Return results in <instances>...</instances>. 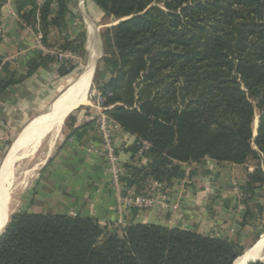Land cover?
Listing matches in <instances>:
<instances>
[{
    "label": "trees",
    "instance_id": "obj_1",
    "mask_svg": "<svg viewBox=\"0 0 264 264\" xmlns=\"http://www.w3.org/2000/svg\"><path fill=\"white\" fill-rule=\"evenodd\" d=\"M90 1L115 20L123 18L101 31V60L109 75L98 79L103 105L135 135L132 159L136 140L150 145L145 163L124 165V182L138 188L150 180L170 185L183 175L178 163L207 157L242 165L253 159L240 189L242 224L255 221L264 213L257 200L264 187V0ZM30 2L16 0L27 20L35 19L34 6L25 10ZM73 2L56 0L52 8L47 0L39 22L45 43L52 27L64 30L59 47L82 55L84 33L65 34ZM54 61L55 55L39 53L26 61V74L16 76L0 58V92ZM73 63L60 61L58 74H68ZM67 121L71 133L84 126L74 127L73 115ZM242 248L179 227L108 226L78 214L19 211L0 233V264H232Z\"/></svg>",
    "mask_w": 264,
    "mask_h": 264
},
{
    "label": "crops",
    "instance_id": "obj_2",
    "mask_svg": "<svg viewBox=\"0 0 264 264\" xmlns=\"http://www.w3.org/2000/svg\"><path fill=\"white\" fill-rule=\"evenodd\" d=\"M32 1L33 5L31 2L26 4L25 10H32L34 0ZM73 1L70 3L72 13L65 16L64 22L67 27L73 26L74 34L77 31L75 28H78L79 24L81 25L79 15L82 16L83 22L86 24L87 20L92 22L90 16L93 13L97 15L103 11L90 3V0H82L81 3L77 0ZM86 1L90 3L88 6L93 12L89 17L87 16ZM0 3V58L2 63L7 62L9 69L15 70L16 76H20L26 74L28 58L39 53L53 54L58 60L46 67L38 68L31 75L7 87L2 92L0 97L1 151L3 141L7 138V134L12 131L11 126L16 125L20 118L26 117L33 108H37L39 104L49 100V96L53 94L57 83L56 78L63 77L57 72L60 61L68 59V56L57 55L58 52L54 53L55 51L51 50L52 47H44L45 50H40L37 45V32H35L37 31L36 10H34L35 19L32 16L27 20L18 13L16 0H1ZM76 10L82 12L79 14L76 13ZM93 20L96 21V18ZM115 22L114 18L112 24ZM59 31V29L52 27L48 42L51 39L56 41L61 34L63 35L64 30ZM98 60L97 58L95 68ZM93 76H91L92 79ZM91 78L89 85L92 81ZM86 107L88 109L73 114L76 119L74 127L84 125L79 128L77 133H71L70 128L67 127L60 136H56L57 133L53 135V138L57 137L54 138L57 149L40 169L42 179L39 182L44 181V176L46 177L44 182L49 186V188L46 187L47 192L44 193L49 198L47 203H42L43 200L35 202L36 207L39 205L47 206L41 213L78 214L96 218L100 224L108 226L111 224L122 226L129 222H140L179 227L199 234L233 241L242 247L245 246L242 243L253 238L254 241H250L251 243L245 246L246 249L242 253L253 247L255 241L261 238L262 233L258 231L260 228L256 220L261 217L264 218V213L255 221H245L246 223L242 224L245 207L241 202L240 185L246 180V170L253 169V165L248 164L249 160L240 165L218 162L205 157L197 162L181 164L183 175L177 180L174 179L176 181H172L168 185L165 193L162 191L158 193V198H155L153 206L142 210L132 208L126 210L121 204L119 207L110 168L101 154L102 138L98 128L94 127L92 123V118L98 115L97 110L90 106ZM69 114L65 116L64 120ZM62 119L57 117L54 124L60 123L61 125ZM112 128L111 136L118 148L119 163L123 168L126 163H136L131 158V151L129 150L134 143L135 135L123 130L116 122L112 123ZM46 132L49 130L46 129L44 133ZM38 138L34 140L26 154L33 149ZM182 179H186L188 182L181 185ZM162 183L165 182H159V184ZM263 188L258 190L257 200L264 207ZM39 193L43 195L42 192ZM239 193H241L240 197ZM40 198L41 196L38 195V199ZM54 199L56 203L52 202ZM160 200H164L166 206H160ZM174 203L177 204V207L172 209L169 205ZM263 243L264 241L259 240L254 251ZM262 255L263 257L256 261H264V254Z\"/></svg>",
    "mask_w": 264,
    "mask_h": 264
},
{
    "label": "rangeland",
    "instance_id": "obj_3",
    "mask_svg": "<svg viewBox=\"0 0 264 264\" xmlns=\"http://www.w3.org/2000/svg\"><path fill=\"white\" fill-rule=\"evenodd\" d=\"M89 4L90 3H87V1H86V9L88 12V14H87L88 17H89V15H91L93 13V12H91V9L88 6ZM81 12L76 10V13L80 14ZM92 15L90 16L92 18V22L90 20L89 21L95 27H97V31H98L97 35L99 38L100 54L101 53L102 54H101V56L99 55L100 58L98 56L99 60L97 61V64H96L95 73H94L93 79L91 78L92 81H91L89 89H88V103L81 105L78 108H76L73 112H71L72 113L71 115L78 113L79 111L86 110V108H87L86 106H90L94 110H97V114H100L101 112H103L102 108H97L96 107L97 104H95V102H94V96L97 94V92L100 91V89L98 87V82H99L98 79L100 78L99 75L101 72H104V69H103L104 65H103L101 58L105 54V50H104L105 47L103 44V40L101 38V31H103L104 28H106L110 25H113L112 22L114 21V19L112 18V16H109L105 13H100L97 15H95L93 13ZM78 18H80V20H81V21H79V22H81V25L79 24L78 28H75L77 31L73 34V26L70 25L71 27H67V29H65V34H66V32H68L70 34V36H74L78 32H83L84 33L83 50H86V45L89 41L88 22H86V24H84L82 16H80V15ZM93 18H96V21L93 20ZM41 28L42 27H41L40 22H39V31L41 34V38H39V40H37V45L39 46L40 50L41 49L45 50V49H43L44 47H46V48L52 47L51 50H54L55 51L54 53L58 52L57 55L68 56V59H71L74 62L73 65L75 67L73 68L72 71H70L68 74L64 75L63 77L56 78L57 83L55 84L53 94L51 96H49V100L42 102V104H39L37 106V108H33L26 117L20 118L16 125L13 124L14 126H11V128H12L11 133H8L7 138L3 141V145H2V148L0 151V161H1L2 157L6 154L10 144L12 143V141L17 137L18 133L23 129L25 124H27L33 117H35L41 113L46 112L48 110L51 102L70 84V82L72 80H74L78 76V74L81 72V70L83 69V67L86 65V63L88 61L87 51H85V53L81 55V53H79V52L78 53H72V52L68 51V50H70V48L67 49L64 46L59 47L58 44H60V45L63 44V43H60L61 42L60 40L63 37L62 34L60 36L61 38L60 37L57 38L56 41H54V39H51L48 43H45V40L43 38V30ZM35 32H37V31H35ZM37 33H39V32H37ZM37 33H36V35H37ZM87 35H88V38H87ZM54 36H56V35H54ZM51 42H53V43H51ZM75 46H77V45H74L73 47H75ZM77 49L78 48L76 47L74 50H77ZM109 51H111V50H109ZM105 74H107V73H105ZM0 75H1V73H0ZM2 92L3 91L0 92V97H1ZM258 117H259V111L256 110L255 115H254V121H253V133L254 134H255L256 129H257ZM66 119H67V117H66ZM66 119L64 120V123H62V121H61V125L59 127V130H58L56 136H60L63 133V131L69 126V121L66 122ZM94 120L95 119L92 118V123L94 122ZM51 135H52V133L46 132L44 134H41L40 137L38 136L39 138L37 137L38 140L36 141L37 143L35 144L33 149L31 151H29L28 154L25 153V154L21 155V157L18 159L19 162L16 163L15 170L10 171V169H9L8 178L11 180H14V184H13L12 193L8 194L9 198L7 199V203H8L7 206L9 205V203H10V206L8 207L7 214H5L3 221L1 222V223H4L1 232L3 231V229L5 228V226L7 225L11 216L14 213H17L19 211H29V212L41 213L42 210L47 208V206H42V205L41 206L39 205L36 207L37 204H35V202L38 200H43L42 203H45V202L47 203V200L49 199L44 194L47 192V188H49V186H47L44 182L46 180V177L43 176V178H44L43 182H41V181L39 182V180L42 179V177L40 175V171H41L40 169L43 167V164L46 163V161L49 159V157L55 153V150L57 149V147H56L57 145L54 144V141L56 140V139L54 140V138H57V137L53 138V135L52 136ZM117 149L118 148H116V150ZM117 152H118V150H117ZM142 159L143 158L133 159V161L134 160L136 161L135 164H141L138 161H142ZM144 160H146L145 155H144ZM248 164L253 165V168H254L256 162L253 161V159H250ZM44 171H45V169H44ZM121 174L122 175H120L119 179L117 180V182L119 184H122L124 182V179L122 177L125 175V169L122 170ZM45 175H46V172H45ZM175 179L177 180V178H175ZM176 180H173V181H176ZM18 182H19V184H18ZM147 183L149 184L150 187H147V184L143 188H138L134 185L135 192L137 194H140L143 197L150 195L151 197L158 198V193L161 191L165 193L166 192L165 190L168 188V185L166 183L154 185L155 184L154 180H153V183L150 181H148ZM115 190H116V187H115ZM39 192H42L43 195H41V193H39ZM38 195L41 196L40 199H38ZM36 196H37V198H35ZM260 196H262V195H260ZM262 197L264 198V196H262ZM263 198H262V200H264ZM50 199H52V198H50ZM52 202L56 203L55 199L52 200ZM131 208L136 209V210L139 209L137 207H131ZM148 208H144V209H148ZM127 209H130V207L126 208V210ZM50 210H52V209H50ZM139 210H142V209H139ZM256 222L260 228L258 231L259 232L261 231V233H263V231H264V218L263 217L258 218L256 220ZM252 239L250 240L251 242L254 241ZM250 241L242 243V244H245V246H247L251 243ZM245 246H243L242 251L244 249H246ZM242 251H241V253H242ZM261 256H262V254H261Z\"/></svg>",
    "mask_w": 264,
    "mask_h": 264
},
{
    "label": "bare ground",
    "instance_id": "obj_4",
    "mask_svg": "<svg viewBox=\"0 0 264 264\" xmlns=\"http://www.w3.org/2000/svg\"><path fill=\"white\" fill-rule=\"evenodd\" d=\"M87 22L89 30V41L86 45L87 57L89 61H91L90 63H94L100 55L98 31L97 27L89 20H87ZM91 76L90 70L87 68L82 69L78 76L51 102L46 112L33 117L25 124L23 129L10 144L6 154L2 157L0 161V227L5 216L1 211V202L4 198L6 200L9 198L8 194L12 193L14 184V180L8 178L9 169L10 171L15 170L16 163L19 162L18 159L21 155L27 153L34 140L44 133L46 129H48L49 133H52V135L58 132L60 123L54 124L57 117H61L62 119L63 116H67V114L73 112L77 107L88 103V89ZM9 206L10 203L7 206V210ZM260 241H264V232L261 234ZM253 255L263 257L259 252Z\"/></svg>",
    "mask_w": 264,
    "mask_h": 264
},
{
    "label": "built area",
    "instance_id": "obj_5",
    "mask_svg": "<svg viewBox=\"0 0 264 264\" xmlns=\"http://www.w3.org/2000/svg\"><path fill=\"white\" fill-rule=\"evenodd\" d=\"M47 0H34V7L36 10V19H37V40H39V38H41V34L39 31V8L43 5L44 2H46ZM77 2L81 3L82 0H77ZM51 7L52 8H56L57 7V3L56 0H51ZM105 97L103 96V94L99 91L97 92V94L94 96V102L95 104H97V108H102V111L100 114L97 115V117H95L93 125L95 127L98 128L99 133L101 135L102 138V156L103 159L105 160V162L108 164L110 171H111V178L115 184L116 187V192H117V202L119 207H121V205L123 206V208H131V207H137L139 209H144V208H148L153 206L154 202H155V198L149 196H141L140 194H137L135 192V187L134 185H128L125 182H123L122 184H119L117 182V180L119 179V176L122 175V170L123 167L121 164H119V159H118V154H117V146L114 144V142L112 141V136H111V132L113 130L112 128V123L116 122L109 114L106 113V109L108 107L104 106ZM114 121V122H113ZM117 123V122H116ZM118 124V123H117ZM119 125V124H118ZM136 139V138H135ZM135 142V140H134ZM136 151L134 153V159H140L143 158L142 161H138L141 164L145 163L146 160H144V155L145 152L149 149V143L143 140H136ZM136 162V161H135ZM179 165L184 164V163H178ZM150 182L153 183V180ZM155 184H159V182L154 181ZM188 181H186V179H182L180 181L181 185L186 184ZM147 184V187H150L149 184L146 182L145 185ZM144 185V186H145ZM241 196V193H239V197ZM162 201V202H161ZM161 203L160 206L164 207L165 205V201L164 200H160L159 201ZM121 204V205H120ZM172 209H174L175 207H177V204L174 203L173 205H169Z\"/></svg>",
    "mask_w": 264,
    "mask_h": 264
},
{
    "label": "water",
    "instance_id": "obj_6",
    "mask_svg": "<svg viewBox=\"0 0 264 264\" xmlns=\"http://www.w3.org/2000/svg\"><path fill=\"white\" fill-rule=\"evenodd\" d=\"M112 18L114 19V17L112 16ZM123 18H120V19H118V20H116V22L115 23H117L118 21H120V20H122ZM101 56V55H100ZM91 61H89V59H88V61H87V63H86V65L84 66V68L83 69H88V70H90V72H91V74H92V76H93V73H94V71H95V63L96 62H92V63H90ZM90 64H92V65H90ZM99 77L101 78V79H104V80H106L108 77H109V75L108 74H105L104 72H101L100 73V75H99ZM66 116V115H65ZM64 116V117H65ZM64 117H63V119H64ZM253 135L255 136L256 135V132H255V134L253 133ZM1 204H2V206H1V211H2V213L3 214H7V200L4 198L3 199V201L1 202ZM3 225H4V223H2V225H1V227H0V233H1V230H2V228H3ZM260 240V238L259 239H257L256 241H255V244L253 245V247H251L250 249H248L247 251H244L242 254H240V255H238L234 260H233V262H232V264H248L249 262H253V261H256V260H260V258L261 257H257L256 255L254 256L253 254H256L257 252H260L261 254H264V243H263V245L260 247V248H258V249H256V251L253 253V250L255 249V245L257 244V242Z\"/></svg>",
    "mask_w": 264,
    "mask_h": 264
}]
</instances>
